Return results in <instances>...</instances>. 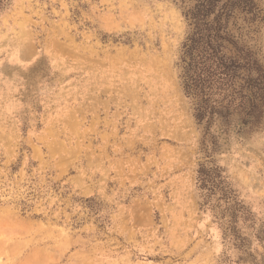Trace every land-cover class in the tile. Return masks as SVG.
I'll use <instances>...</instances> for the list:
<instances>
[{
  "label": "rangeland",
  "instance_id": "obj_1",
  "mask_svg": "<svg viewBox=\"0 0 264 264\" xmlns=\"http://www.w3.org/2000/svg\"><path fill=\"white\" fill-rule=\"evenodd\" d=\"M198 5L0 0V264H264V0L203 22L210 126L182 85Z\"/></svg>",
  "mask_w": 264,
  "mask_h": 264
},
{
  "label": "trees",
  "instance_id": "obj_2",
  "mask_svg": "<svg viewBox=\"0 0 264 264\" xmlns=\"http://www.w3.org/2000/svg\"><path fill=\"white\" fill-rule=\"evenodd\" d=\"M216 2L217 0H199V5L187 13L191 25L195 29V35L199 38L197 41L190 39V43L185 45L187 47L185 55L189 62L183 60L186 64L182 77L184 93L192 103L193 116L197 124L207 126H210L213 117L215 114L217 115L215 108L210 104L211 95L214 90H218L219 82L223 81L222 74H225L223 73L225 64L222 60L215 57V61H213L201 51L203 45H206L203 42L206 32L203 22L213 10ZM198 182L203 187L206 182V177L200 170L198 171Z\"/></svg>",
  "mask_w": 264,
  "mask_h": 264
}]
</instances>
